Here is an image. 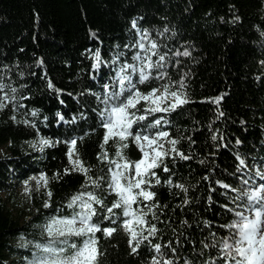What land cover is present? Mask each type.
I'll list each match as a JSON object with an SVG mask.
<instances>
[{"label":"trees","instance_id":"obj_1","mask_svg":"<svg viewBox=\"0 0 264 264\" xmlns=\"http://www.w3.org/2000/svg\"><path fill=\"white\" fill-rule=\"evenodd\" d=\"M137 29L150 34L167 65L165 80L140 90L183 80L189 103L149 116L133 132L163 117V130L191 158L172 154L164 158L169 172L155 169L161 183L153 182L155 197L147 202L157 205L156 219L147 217L158 229L151 245L145 241L133 252L123 218L113 223L96 206L92 222L116 228L111 236L95 234L97 264H151L159 258L155 244L172 264H224L213 234L217 242L231 235L226 226L246 206L244 172L251 165L264 169V0H0V148L7 150L0 156V193L23 185L30 201L21 221L0 199V264L35 259L41 252L36 245L52 239L45 226L53 217L71 216L75 209L67 205L77 193L94 191L107 206L116 199L107 190L109 166L98 159L105 135L99 112L105 85L115 90L113 59L135 63ZM97 51L102 63L94 68ZM185 51L190 55H175ZM73 139V159L84 162L89 176L103 177L99 188L83 187L86 177L73 169ZM41 140L50 145L38 150ZM128 145L126 157L140 159L136 144L130 139ZM105 149L114 155L112 141ZM60 239L79 246L86 237ZM54 246L65 247V257L74 251Z\"/></svg>","mask_w":264,"mask_h":264},{"label":"snow or ice","instance_id":"obj_2","mask_svg":"<svg viewBox=\"0 0 264 264\" xmlns=\"http://www.w3.org/2000/svg\"><path fill=\"white\" fill-rule=\"evenodd\" d=\"M132 27L136 28L135 21H133ZM167 31L165 29V32ZM137 32L139 39L132 47L139 51L131 57L135 63L120 64L119 56L113 59L112 63L118 65L115 83L112 85L115 90L108 92L109 86L105 85L107 95L101 101L105 107L99 112L105 135L98 159L109 166L107 190L116 199L110 206H107L94 191H81L74 195L67 207L75 209V211L70 217L51 218L45 226L47 235L52 238L50 243L47 246L36 245L37 249L49 255L37 258L33 264H97L100 252L95 234L103 231L106 236H111L116 231V228L113 227L101 229L98 223L92 222L93 217L97 215V205L104 208L105 219H111L115 223L116 219L123 218L121 228L128 234V243L133 252H136L145 241L151 245V238L155 237L158 229L155 224L150 223L147 217L151 214L152 218L156 219V214L152 209L157 205L147 202L154 200L155 197V193L150 191L153 182L161 183L155 169L162 167L164 172H169L170 169L164 163V158L172 154L183 160L191 158L178 151L176 148L178 141L170 138L169 132L163 130V124L167 123L163 117L146 125L143 130L133 132V126L146 121L149 116L156 113L167 114L175 111L177 107L189 103L187 96L182 91L185 87L183 80L175 84L169 80L146 92L140 90L138 85L151 80H165L167 65L166 54L160 53L157 43L150 39V34L146 30L140 32L137 29ZM175 55L188 56L190 53L187 51L177 52ZM152 57H157V59L153 60ZM94 58L93 67L99 68L102 63L99 51L95 53ZM4 87L0 83V92H3ZM49 87H53L51 81H49ZM11 91L15 92V89ZM4 99H8L7 95L4 96ZM221 99L222 97L217 98L215 103L218 104ZM32 115H36V113L33 112ZM152 128H156L157 131L151 132ZM130 139L141 152L140 159L136 161L129 160L124 154ZM109 141L113 142L115 148L112 157L105 149V145H108ZM40 143L45 146L50 145L48 140H41ZM69 143V161L74 170L81 172L86 177L83 187L99 188L100 180L103 177L89 176V168L85 166L84 162L78 156L73 159L76 140L73 139ZM165 143L171 147L165 148ZM172 158L175 159V156ZM240 163L243 164L244 161L241 160ZM39 180L47 182V178L44 176L39 177ZM166 183L172 185V180L168 179ZM176 187L187 192L183 185H176ZM49 195L51 194L49 193ZM247 195L249 203L252 204L250 210L253 212V218L243 212H236L237 219L226 226L234 230L231 235L221 238L217 242L215 234H213L212 247H218L219 259L224 264H264V190L250 192ZM116 210H120L119 215ZM73 236L86 237V239L79 246L76 242L69 243L67 239H60ZM57 243L66 245L74 251L65 257L63 253L66 248L55 247L54 245ZM167 246L171 247L170 244ZM152 247L159 258H154L151 264H172L171 260L164 258L160 244L152 245ZM205 247L208 245L206 244ZM210 264H216L215 260Z\"/></svg>","mask_w":264,"mask_h":264},{"label":"rangeland","instance_id":"obj_3","mask_svg":"<svg viewBox=\"0 0 264 264\" xmlns=\"http://www.w3.org/2000/svg\"><path fill=\"white\" fill-rule=\"evenodd\" d=\"M42 146L43 145L39 142L38 150H41ZM6 153H7L6 148L1 147L0 156ZM262 176H264V169L258 167V165L248 166V168H246V171L244 172V177H245L244 185H245V193H246V195L244 196L246 197V206L241 212H243L245 215L249 216L250 218H253V212L250 210L252 208V204L249 203L247 194L254 191L264 190V178H262ZM0 199L4 200L8 204V207H10V209L13 211L15 216L21 217V221H24L25 219L28 218V214L30 212V201L25 186L21 185L15 191L0 193ZM256 207L258 208L259 205L257 204ZM47 255L49 254L44 253L41 250L40 254L37 255L35 259L16 258L17 262L15 264H33V262L37 258H43Z\"/></svg>","mask_w":264,"mask_h":264}]
</instances>
